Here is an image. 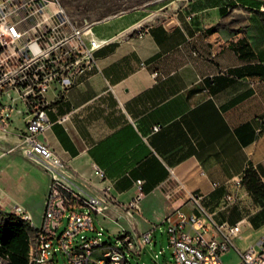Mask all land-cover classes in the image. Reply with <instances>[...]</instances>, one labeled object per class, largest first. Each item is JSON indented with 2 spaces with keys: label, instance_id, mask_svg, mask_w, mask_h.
Wrapping results in <instances>:
<instances>
[{
  "label": "crops",
  "instance_id": "obj_1",
  "mask_svg": "<svg viewBox=\"0 0 264 264\" xmlns=\"http://www.w3.org/2000/svg\"><path fill=\"white\" fill-rule=\"evenodd\" d=\"M85 1L61 3L73 19L69 10ZM41 5L0 0V19L67 28L56 4ZM263 7L264 0H156L101 16L93 9L85 21L105 40L96 64L67 91L54 85L46 94L49 125L39 137L63 165L52 170L24 152L27 107L15 106L0 122V211L39 225L58 179L104 198L95 219L111 235L136 236L177 208L194 210L188 194L200 191L218 222L241 224L224 255L237 263L264 232V203L244 185L234 203L219 205L248 168L264 182Z\"/></svg>",
  "mask_w": 264,
  "mask_h": 264
},
{
  "label": "built area",
  "instance_id": "obj_2",
  "mask_svg": "<svg viewBox=\"0 0 264 264\" xmlns=\"http://www.w3.org/2000/svg\"><path fill=\"white\" fill-rule=\"evenodd\" d=\"M14 1L16 6L30 3L36 10L39 3L42 9L46 4H56L65 17L63 24L67 25L63 30L62 26H45L43 20L31 25L25 16L18 21L0 19V122L7 123L13 117L15 106L25 105L28 119L23 134L24 152L55 170L63 162L39 137L49 125L46 94L54 85L67 91L77 75L91 70L96 64L95 52L105 40L95 36L89 21L79 23L70 18L61 0ZM154 129L159 130L160 125ZM244 176L245 173L231 182L235 190L219 206L227 207L236 201V191L245 185ZM63 187L67 188L58 179L49 187L41 223L35 225V234L30 239L29 264H58L60 253L69 264H134L132 257H140L153 244L160 224L167 225L174 264H226L224 255L241 231L240 223L218 222L215 210L204 203L206 195L195 191L188 194L194 210L177 208L162 223L153 224L140 235L124 232L115 235L114 241H104L99 236L84 234L96 230L95 214L101 210L104 198L69 195ZM137 206L134 202L127 208L130 216ZM65 219L66 226L60 232ZM212 229L220 234H211ZM99 248L113 253V260L99 258ZM235 264H264V232L241 251Z\"/></svg>",
  "mask_w": 264,
  "mask_h": 264
},
{
  "label": "rangeland",
  "instance_id": "obj_3",
  "mask_svg": "<svg viewBox=\"0 0 264 264\" xmlns=\"http://www.w3.org/2000/svg\"><path fill=\"white\" fill-rule=\"evenodd\" d=\"M155 1L156 0H88L79 4L75 3L71 10H69V13L71 15H75V17H73L74 20H77L79 23H83L85 18L91 17V12H93V9H99V16H101L108 12L114 13L120 10L132 8L134 6H140L145 3H153L154 5ZM158 17L159 14L154 13L151 15L150 19H155ZM41 165L45 166L42 163ZM40 220L41 219L39 217L38 222H40ZM27 221L28 220H26V222ZM66 221L67 220L65 219L60 232L65 228ZM95 222L96 230L87 231L84 233L85 235L99 236L104 241L115 240V236L111 235L109 230H107L105 227H102L97 219H95ZM28 228L30 236L33 237L35 234V225L28 222ZM132 261L134 264H174L166 224H160L158 226V229L153 236V244H149L140 257H132ZM58 264H69V261L67 257L60 253Z\"/></svg>",
  "mask_w": 264,
  "mask_h": 264
},
{
  "label": "trees",
  "instance_id": "obj_4",
  "mask_svg": "<svg viewBox=\"0 0 264 264\" xmlns=\"http://www.w3.org/2000/svg\"><path fill=\"white\" fill-rule=\"evenodd\" d=\"M244 183L254 199L264 203V182L259 172L248 168ZM69 195L74 191L63 187ZM30 234L28 222L15 213L0 211V264H29Z\"/></svg>",
  "mask_w": 264,
  "mask_h": 264
},
{
  "label": "bare ground",
  "instance_id": "obj_5",
  "mask_svg": "<svg viewBox=\"0 0 264 264\" xmlns=\"http://www.w3.org/2000/svg\"><path fill=\"white\" fill-rule=\"evenodd\" d=\"M99 258H105V260H113V253H105V248H99Z\"/></svg>",
  "mask_w": 264,
  "mask_h": 264
}]
</instances>
